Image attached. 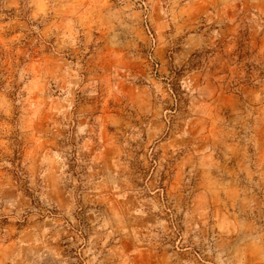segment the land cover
<instances>
[{"label": "rangeland", "instance_id": "rangeland-1", "mask_svg": "<svg viewBox=\"0 0 264 264\" xmlns=\"http://www.w3.org/2000/svg\"><path fill=\"white\" fill-rule=\"evenodd\" d=\"M0 264H264V0H0Z\"/></svg>", "mask_w": 264, "mask_h": 264}]
</instances>
